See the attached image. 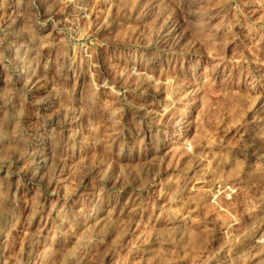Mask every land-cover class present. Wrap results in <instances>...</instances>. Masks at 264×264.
<instances>
[{"label": "rangeland", "instance_id": "1", "mask_svg": "<svg viewBox=\"0 0 264 264\" xmlns=\"http://www.w3.org/2000/svg\"><path fill=\"white\" fill-rule=\"evenodd\" d=\"M5 263L264 264V0H0Z\"/></svg>", "mask_w": 264, "mask_h": 264}, {"label": "bare ground", "instance_id": "2", "mask_svg": "<svg viewBox=\"0 0 264 264\" xmlns=\"http://www.w3.org/2000/svg\"><path fill=\"white\" fill-rule=\"evenodd\" d=\"M138 75H141V76H145L146 78H150V77H154V76H151L150 74H148V72L147 71H145L144 70V68H141L139 71H138V73H137ZM142 78V77H141ZM153 79V78H152ZM145 81V80H144ZM163 81V80H162ZM161 82V81H160ZM165 82V81H164ZM167 82V81H166ZM162 83V82H161ZM147 105V104H146ZM144 106L143 107V109L146 111V112H151L152 111V109H150L148 106ZM135 106V105H134ZM139 107V106H138ZM137 107V108H138ZM142 107V106H141ZM140 107V108H141ZM146 112H144V113H146ZM150 114V113H149ZM6 264V263H5Z\"/></svg>", "mask_w": 264, "mask_h": 264}]
</instances>
